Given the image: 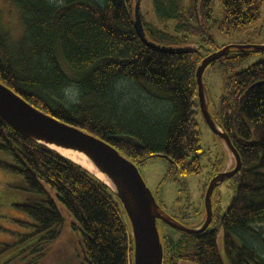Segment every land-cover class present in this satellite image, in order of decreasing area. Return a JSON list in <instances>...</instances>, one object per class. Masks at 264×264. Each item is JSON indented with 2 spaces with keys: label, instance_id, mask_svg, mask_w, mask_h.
<instances>
[{
  "label": "trees",
  "instance_id": "trees-1",
  "mask_svg": "<svg viewBox=\"0 0 264 264\" xmlns=\"http://www.w3.org/2000/svg\"><path fill=\"white\" fill-rule=\"evenodd\" d=\"M11 1L24 31L13 38L0 10L2 83L37 108L109 141L138 166L167 155L170 170L163 182L180 181L177 172L183 178L200 172L204 147L196 73L205 56L222 48L209 29L244 32L261 17L264 0H221L219 18L213 0H153L158 18L176 21L172 33L141 11L154 47L136 30V0ZM256 52L264 50L233 46L210 64L219 63L226 75L211 113L241 156L242 167L232 177L236 193L222 212L215 187L213 218L204 231H180L159 220V230L167 229L160 230L164 264H264V230L258 228L264 224V58L237 70ZM70 88L75 95L69 96ZM0 151L11 156L0 159V167L22 176L17 184L32 193L15 204L33 229L21 234L23 247L12 259L41 264L71 225L82 241L80 264H132L127 213L110 186L1 117ZM219 172L212 169L204 193ZM189 209L170 214L184 224L190 219L188 226L202 225L206 214Z\"/></svg>",
  "mask_w": 264,
  "mask_h": 264
},
{
  "label": "rangeland",
  "instance_id": "rangeland-1",
  "mask_svg": "<svg viewBox=\"0 0 264 264\" xmlns=\"http://www.w3.org/2000/svg\"><path fill=\"white\" fill-rule=\"evenodd\" d=\"M0 10L2 11L3 26L11 33L13 38H19L24 29L17 7L11 0H0ZM213 10L216 18L221 17V0H213ZM141 11L147 21L169 32H176L175 20L158 18L154 11L153 0H141ZM209 33L215 43L222 47L229 44L264 43V5L261 17L249 25L244 32L227 34L217 26L211 25ZM262 58H264V52H256L237 67V70H243ZM225 76L219 63L210 65L205 71L204 80L210 101H212L209 106L210 110H213V105L219 102L224 91ZM69 90H72V92H69V96L75 95L72 88ZM198 122L201 128V143L204 147L203 167L199 173L189 174L183 178L177 172L176 176L180 181L168 179L163 182V178L169 173L170 163L167 158L160 155L148 158L139 166L147 185L168 213L181 214L183 209L188 210L190 208L189 211H192L194 208V211L201 210L203 217H205L204 186L209 180L212 169L217 166V170L221 172L226 170L227 166V169H229L230 165L235 163L232 152L223 138L212 130L202 110L198 115ZM0 159L11 161V156L0 151ZM21 180L22 176L0 167V226H2V229H0V264H18V261L12 258L23 247V244L19 242L22 238L21 234L30 233L33 229L23 223H31V218L15 207L16 203L24 202L32 197V193L23 190L17 184ZM236 190L237 183L232 177L218 185L216 194L220 199L222 212H225L229 207ZM187 204L190 206L185 208ZM124 221L128 230L132 232V225L126 214L124 215ZM189 221L190 219H185L186 225H190ZM258 228L264 230V224H261ZM160 230L167 229L160 225ZM30 240L32 242L36 241V236H32ZM6 244L16 245L5 248ZM82 252L80 234L71 225H67L62 229L60 237L54 242L47 258L41 264H80Z\"/></svg>",
  "mask_w": 264,
  "mask_h": 264
},
{
  "label": "water",
  "instance_id": "water-1",
  "mask_svg": "<svg viewBox=\"0 0 264 264\" xmlns=\"http://www.w3.org/2000/svg\"><path fill=\"white\" fill-rule=\"evenodd\" d=\"M136 30L149 45L155 44L146 39L141 15V0L135 2ZM264 50L261 44H229L213 51L204 57L197 69V82L200 108L212 130L223 138L232 152L235 165L217 173L210 180L205 193L206 217L202 225L188 226L170 213L157 201L153 191L144 180L139 166L123 155L116 147L101 137L80 127L56 119L55 116L42 112L10 88L0 82V117L10 126L25 136L35 139L51 147L52 144L63 148L79 150L86 154L94 166L104 175L93 174L110 186L119 196L132 225L133 261L132 264H164V248L158 221L161 220L174 229L185 232L204 231L213 218V193L215 187L233 177L242 167L238 150L229 135L214 120L210 106V98L204 81L206 68L233 47ZM54 149V148H53ZM168 159L165 154H158Z\"/></svg>",
  "mask_w": 264,
  "mask_h": 264
},
{
  "label": "bare ground",
  "instance_id": "bare-ground-1",
  "mask_svg": "<svg viewBox=\"0 0 264 264\" xmlns=\"http://www.w3.org/2000/svg\"><path fill=\"white\" fill-rule=\"evenodd\" d=\"M1 82V81H0ZM2 83V82H1ZM4 84V83H2ZM5 86H7L6 84H4ZM8 88H10L9 86H7ZM13 92H15L17 95L21 96L24 100H26L29 104H31L27 99H25L20 93L16 92L15 90H13L12 88H10ZM33 107H35L36 109L45 112L47 114L50 115V113L37 108L36 106H34L33 104H31ZM52 115V114H51ZM54 116V115H53ZM56 119H59L56 117ZM61 120V119H59ZM63 121V120H62ZM66 122V121H65ZM102 138V137H101ZM103 140H105L104 138H102ZM107 143H109L110 145L114 146L113 144H111L109 141L105 140ZM52 148L56 149L57 151H59L61 154H63L64 156L78 162L79 164L88 167L89 169H91L93 172H95L96 174H98L101 177H104V175L97 169L96 166L93 165V163L91 162V160L89 159V157L84 154L83 152L79 151V150H75V149H71V148H63L60 146H56L54 144L51 145ZM235 165V163H232V165H230L231 167H233ZM230 167V168H231Z\"/></svg>",
  "mask_w": 264,
  "mask_h": 264
},
{
  "label": "crops",
  "instance_id": "crops-1",
  "mask_svg": "<svg viewBox=\"0 0 264 264\" xmlns=\"http://www.w3.org/2000/svg\"><path fill=\"white\" fill-rule=\"evenodd\" d=\"M229 161H230V160H229ZM229 164H230V163L228 162V165H229ZM227 168H228V166H227ZM227 168H226V169H227Z\"/></svg>",
  "mask_w": 264,
  "mask_h": 264
}]
</instances>
